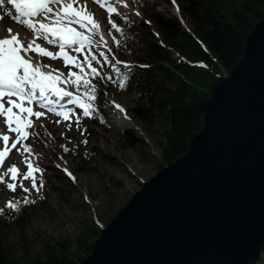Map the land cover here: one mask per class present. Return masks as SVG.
Listing matches in <instances>:
<instances>
[{
    "label": "water",
    "instance_id": "water-1",
    "mask_svg": "<svg viewBox=\"0 0 264 264\" xmlns=\"http://www.w3.org/2000/svg\"><path fill=\"white\" fill-rule=\"evenodd\" d=\"M184 154L141 183L76 264H257L264 249V15Z\"/></svg>",
    "mask_w": 264,
    "mask_h": 264
},
{
    "label": "rangeland",
    "instance_id": "rangeland-1",
    "mask_svg": "<svg viewBox=\"0 0 264 264\" xmlns=\"http://www.w3.org/2000/svg\"><path fill=\"white\" fill-rule=\"evenodd\" d=\"M126 1L128 2L127 7L131 11L126 12L119 7L117 12L111 14L110 20L107 10L100 11V7H96L92 1L88 0L91 10L104 16L103 25L110 38L107 43L108 49H111L115 36H118L117 33L112 34V21L118 24L117 21L122 20L124 16L136 18V23L145 17L149 18L145 10H140L137 0ZM142 1L144 8L148 10L155 7L167 15L176 12L183 16L182 8L180 7V12L176 8H172L168 3L169 0ZM94 18L97 20L95 15ZM97 40L99 41V36H97ZM93 46L104 47V43L93 44L91 47L93 48ZM142 47V43L125 44L123 47L125 48L123 49L124 58L134 61L136 56L142 53L144 48ZM171 55L174 59L178 57L175 50H172ZM58 61L63 62L62 57L50 59L47 62L58 64ZM99 65L100 68H103L101 61ZM106 95L112 102L120 101L124 105L127 118L137 121L141 127L140 130L131 127L119 129L115 126V123L119 124L118 116L116 117L118 112H105L103 104L96 101L103 99ZM136 99L137 93L131 86L121 87V83L115 79L103 78L95 87V99L89 101L92 104L91 116H84L80 110L77 114L80 116V120L76 121L77 115H72V119L67 121L68 129L63 128L60 119H57L51 124V127L55 128L53 142L40 139L44 152L53 149L54 155L51 157V161L57 165L58 169L57 172L53 168L50 169L45 162L37 165L46 172V175L35 174L37 183L43 180L40 191L37 192L32 188L31 178L24 181L27 187L32 188L27 193L19 186V183L17 190L12 191L7 188L6 183L0 182V208L4 210L0 212V237L5 247L13 251L18 258L24 256L20 248L22 233L33 241L29 250L30 254L26 255L28 257H33L35 251L41 248V242L52 243L54 239H60V237L68 238L72 243L71 250L75 251L74 245L78 234L85 231L88 226L99 228L104 226L128 201L133 192L141 186V183L154 175L161 167L159 166L162 154L161 142L165 139L164 133L168 129V125L164 124L162 118H154L151 123H147L133 116L131 106ZM94 107H99V111H96ZM99 112L104 115L107 123L105 126L100 123L92 125L88 121L89 117H93ZM38 121L40 124L43 123L42 118H39ZM0 129L4 132L8 131L1 116ZM126 130L133 131L132 146L124 144L122 135ZM11 137L13 135L10 133ZM3 146L2 136H0V147ZM9 147L11 148L10 144ZM36 148L32 147L23 155L12 152L6 157L5 164L0 166V172L5 174L6 180L10 177V174L7 173V167L10 164L15 163L20 169L24 167V171H27V164L22 166L20 161H25V156L30 158V152L35 151ZM60 158L63 159V164ZM30 160L36 165L35 157ZM64 168L69 169L75 179L69 177L64 172ZM25 197H29L32 202L28 203L23 223L20 226L12 220V212L15 209L8 207L7 201L14 199L16 203L17 199ZM80 255L84 257L85 251L80 249Z\"/></svg>",
    "mask_w": 264,
    "mask_h": 264
},
{
    "label": "trees",
    "instance_id": "trees-1",
    "mask_svg": "<svg viewBox=\"0 0 264 264\" xmlns=\"http://www.w3.org/2000/svg\"><path fill=\"white\" fill-rule=\"evenodd\" d=\"M177 1L188 30L175 15L141 5L150 19L136 23L128 18L125 27L129 33H123L121 40L124 46L128 41L142 43V53L136 56V63L114 64L109 71L117 81L136 91L133 116L147 123L162 118L168 125L159 166L186 152L188 140L201 126L211 86L237 60L247 33L264 15V0ZM172 50L178 53L177 59L172 58ZM98 119L105 124L102 115ZM122 137L125 146L133 145L132 130L124 131ZM21 201L12 212V220L20 226L27 208ZM99 230L88 226L78 234L75 251L66 237L52 243L43 241L33 257L26 256L33 241L22 233L20 248L24 256L20 258L5 247L0 237V264H76L83 257L80 249L87 254ZM258 264H264V249Z\"/></svg>",
    "mask_w": 264,
    "mask_h": 264
},
{
    "label": "snow or ice",
    "instance_id": "snow-or-ice-1",
    "mask_svg": "<svg viewBox=\"0 0 264 264\" xmlns=\"http://www.w3.org/2000/svg\"><path fill=\"white\" fill-rule=\"evenodd\" d=\"M95 2L107 9L110 20L111 14L118 11L112 4H106L105 0ZM119 2L125 3V0ZM5 3L6 0H0V5ZM7 3L14 5L17 13L15 19L29 29L32 36L46 41L47 44L58 46V51L42 46L35 39L24 41L20 33L14 32L11 27L6 29L7 34L0 35V115L5 117L3 123L8 129L7 132L0 129L4 145L0 147V166L5 164V157L12 149L20 150L18 142L29 139L28 129L34 123L32 118H40L47 114L34 107V102L39 108H47L58 113L66 121L72 119L70 114L74 109L70 105L73 104L78 106V110H82L84 116L92 115L90 110L92 104L89 101L95 99V85L91 77L99 75L100 70L94 66L93 62L98 56L91 46L99 45L105 39L100 35L99 41L97 40V32L101 25L94 18L88 0H7ZM173 3L175 4L176 0H173ZM127 19L128 17L124 16V20ZM112 27L119 29L120 26L112 21ZM33 48L36 53L53 59L62 57L65 65H73L79 71L69 68L67 73H64L59 69L52 70L51 65L35 62ZM104 48H108L107 43H104ZM81 53H84L83 58L79 55ZM100 55L107 59V53L101 52ZM121 63L127 65L130 62ZM123 86L121 82V87ZM82 89L83 95H78ZM89 89L93 93L92 96H89ZM116 107L122 106L116 104ZM75 119L79 121L80 116L77 115ZM10 133H14L11 138ZM22 147L27 152L32 146L29 143H22ZM24 160L27 171L21 173V169L13 163L7 168L9 179L6 180L5 174H0V182L6 183L7 188L12 191L17 190L19 182L25 193L30 192L32 188L39 192L43 180L37 183L35 174L42 172L43 169L34 165L28 156H25ZM64 172L75 179L69 169L64 168ZM28 178H31L32 188L24 183ZM30 202L32 201L29 197L21 201L22 204ZM7 206L18 209L14 199H9ZM3 211L0 208V212Z\"/></svg>",
    "mask_w": 264,
    "mask_h": 264
},
{
    "label": "bare ground",
    "instance_id": "bare-ground-1",
    "mask_svg": "<svg viewBox=\"0 0 264 264\" xmlns=\"http://www.w3.org/2000/svg\"><path fill=\"white\" fill-rule=\"evenodd\" d=\"M105 1H106V4H108L112 0H105ZM107 1H110V2L107 3ZM113 2H114L113 4L112 3H110V4H112L114 7L123 8L126 12L131 11L129 9V7H127L128 2L126 0H125V3H120L119 0H114ZM93 3L96 6L100 7V9H99L100 11H102L105 8L103 5L97 4L95 2V0H93ZM92 12L94 13L93 10H92ZM94 15L97 17V20L99 21V23L101 25L100 29L97 32L98 36L100 37V35H103L105 38L103 42H107L108 38H107V34L105 32V28L103 25L104 16L101 13H94ZM15 16L16 15L12 14V12L8 11L6 4L0 5V35L7 34L6 29L8 27H11L14 30V32H19L22 34H24V33L30 34V30L27 29L20 22H18L15 19ZM32 19H35V18H32ZM22 34H20V37L23 39ZM34 38H36V37H34ZM24 41H26V40H24ZM45 45L52 46V45L47 44V43H45ZM33 55L35 58V62L42 63L44 65H51L52 70L57 69V64H54L52 62H50V64H49L47 62L48 60L51 59V57L47 58L45 56L38 55V53H35ZM58 65H62V61H58ZM59 68H61V70L64 72V69L62 66H59ZM97 102L103 104V111H105V112L107 111L108 113H111V112L115 113L116 110L119 111V113H120L119 116L116 115V117L118 116L117 121H119V124L115 123V126L117 128L120 129V128H124V127H131V128L140 130L141 127L139 126L137 121L127 118L126 109H125L124 105L121 104L120 101H113L112 102L109 99L108 95H106V96H104L103 99H97ZM116 104H120L122 107L117 108ZM14 110L18 111V109H14ZM42 118H43L42 124L38 123L37 120H35L36 125H35L34 131L28 129V131L30 132V136H29V139L27 141H24V143H29V144H31L32 147H35V148L37 147L35 151L30 152V158L34 159V157H35V164L36 165H40L41 162H45V164L48 165L50 167V169L53 168L57 172V170H58L56 167L57 165H54V163H52V161H51L52 160L51 157L54 155L53 149L51 148L50 151L44 152V148L42 147V140H40L42 138L46 142L47 141H49L51 143L53 142V140H54V129L55 128L51 127V124H52V122L55 121V116L52 113H47L46 115L42 116ZM60 124L63 125V128L67 127L66 120H64V119H62L60 121ZM36 136H37V138H36ZM17 146L19 147L20 150L19 151H17L16 149H13V150H15L17 154L23 155L25 151L23 150L21 143L19 142ZM60 161L63 164V162H64L63 159L60 158ZM20 164L24 165L25 161H20ZM48 166H46V167H48ZM39 173H43L46 175V172L44 169L42 172H39ZM62 174H64V173H62Z\"/></svg>",
    "mask_w": 264,
    "mask_h": 264
}]
</instances>
